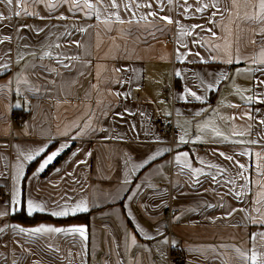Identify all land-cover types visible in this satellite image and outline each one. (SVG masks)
Here are the masks:
<instances>
[{"label":"crops","instance_id":"obj_1","mask_svg":"<svg viewBox=\"0 0 264 264\" xmlns=\"http://www.w3.org/2000/svg\"><path fill=\"white\" fill-rule=\"evenodd\" d=\"M260 3L0 0V264H264Z\"/></svg>","mask_w":264,"mask_h":264},{"label":"snow or ice","instance_id":"obj_2","mask_svg":"<svg viewBox=\"0 0 264 264\" xmlns=\"http://www.w3.org/2000/svg\"><path fill=\"white\" fill-rule=\"evenodd\" d=\"M7 4L11 5L13 3V0H6ZM53 5H49V7H52ZM90 6V5H89ZM260 8L264 9V0H261L260 3ZM17 15H19L20 13H16ZM152 15H155V13H151ZM3 16H0V19H3ZM161 19L167 20L168 23H172L171 19L168 17H162ZM177 75H179V73H177ZM209 87H211V85H209ZM190 95L192 97H194L197 100H200L201 97L198 96L195 92H190ZM262 124H264V121H261ZM181 142H184L183 137H181ZM43 151V149H39L36 152V155H39V153ZM55 155H57V153H52L51 155H49L47 157V159L44 160V162L41 164V169L46 166L49 162L52 161V159L55 157ZM157 155H159V153H157ZM184 155L186 156L187 153H184ZM221 155H224L223 153H221ZM155 157H153L154 159ZM227 159H232L231 157H226ZM27 159L31 160L33 159L32 155H29L27 157ZM177 160L180 159L179 156H177L176 158ZM241 167H243V165H241ZM45 210V206L43 204L40 203H36L33 202L31 200L28 201V214L31 215L34 212H42ZM88 210L87 206H86V201L81 200L79 203L75 204V206H64L61 208L60 211H54L51 214L53 216H67L70 213L71 214H75L77 212H86ZM21 232H31V233H54V232H61L64 231V229H60V228H54V227H47V226H43L41 225L40 227L37 228H33V229H24V228H20ZM68 231L73 232V233H79L81 236H83L85 234L86 229L84 227H73L71 229H68ZM256 234H253V236H255ZM260 235H264V233H260Z\"/></svg>","mask_w":264,"mask_h":264},{"label":"built area","instance_id":"obj_3","mask_svg":"<svg viewBox=\"0 0 264 264\" xmlns=\"http://www.w3.org/2000/svg\"><path fill=\"white\" fill-rule=\"evenodd\" d=\"M160 131L163 136L167 138L165 144L169 147L170 156H173L175 151L180 146L187 145L186 143H181L178 140V128L175 125L174 119L171 116L168 119L161 120L159 123ZM177 214V211L173 208L171 202L168 207L167 213L165 215L166 223L168 224V236L171 237L172 235V225L175 219V216ZM184 255L181 253L173 254L171 253V249L168 254V264L173 263H181L184 261Z\"/></svg>","mask_w":264,"mask_h":264},{"label":"trees","instance_id":"obj_4","mask_svg":"<svg viewBox=\"0 0 264 264\" xmlns=\"http://www.w3.org/2000/svg\"><path fill=\"white\" fill-rule=\"evenodd\" d=\"M13 219L18 222H22L24 224H34L40 221H54L50 215L47 214H35L33 216H28L24 211L17 213L13 216Z\"/></svg>","mask_w":264,"mask_h":264}]
</instances>
